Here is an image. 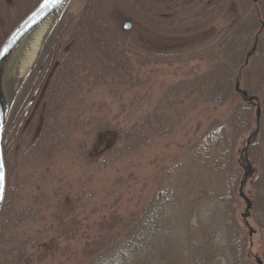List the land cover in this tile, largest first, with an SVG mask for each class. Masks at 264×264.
<instances>
[{
	"label": "rangeland",
	"instance_id": "374dc122",
	"mask_svg": "<svg viewBox=\"0 0 264 264\" xmlns=\"http://www.w3.org/2000/svg\"><path fill=\"white\" fill-rule=\"evenodd\" d=\"M37 1L0 0V48L19 23L38 6ZM252 1L222 0L219 12L207 1L92 0L97 16L105 22L98 24L100 33L95 40L101 46L112 43L110 52H104L106 57L102 54V59L111 67L75 66V73H70L74 79L68 86L72 89L69 93L75 92L74 100L70 99V106L54 115L48 112V103L61 61V54L57 56L54 47L65 52L72 43L69 46L61 44L58 32L54 31L42 53L39 43L35 45L32 61L28 60L31 64L24 68L27 78L10 118V164L36 157L34 161L21 162L9 178L12 197L16 196L15 207H21L23 215L35 212L18 231L20 238L34 244L39 235L40 243L51 248L58 244L60 255V251L67 248L63 264H76L79 251L95 239L98 241L99 232H103L99 226L101 221L111 215H118V220H122L139 210L156 191L165 172L173 171L174 181L181 183L179 179L176 181V175L187 170L189 173L186 162L189 143L198 139L213 119H227L238 102L249 105L248 98L241 95L235 96L234 100L230 98L221 107L203 105L204 97L187 99L185 87L208 67H214L221 54L219 44L233 37L243 23L254 19L256 27L261 26L264 0H260V4ZM87 2L72 0L59 23L67 25V33L80 19ZM126 24L131 25L130 30L125 29ZM106 34L111 42L104 37ZM262 37L264 39V30ZM88 49L93 51L91 47ZM38 53L41 56L28 72ZM98 60L101 63L100 53ZM173 87L174 92H170ZM166 95L170 104L163 100ZM191 102L197 105L193 107ZM259 103L263 105V98H259ZM172 105L174 109H171ZM157 106L160 113L165 112L173 119L171 131L136 152L115 158L112 151L119 147L121 132L151 114ZM48 118L54 126L42 139V124ZM13 123L21 124V134L16 137L12 135ZM54 131L56 134L52 135ZM257 133L253 127L238 142L235 161L242 169L244 163L250 165V171L243 196L238 195L234 206L237 226L249 243V261L264 264V169H259L251 157L244 156L252 140L261 141ZM38 137H41L39 141ZM261 151L264 155V144ZM201 177L197 175V178ZM184 186L191 191L190 186ZM186 188L181 193L184 208L181 205L180 213L184 217L185 210L197 198L193 193L185 192ZM246 199L251 203L250 207ZM180 223L176 221L174 226H181ZM60 226H63L60 235H54L52 230ZM53 238H58L57 243L52 242ZM36 247L31 250L32 263L49 264L47 258L50 256L39 261L44 253ZM55 264L59 262L56 260Z\"/></svg>",
	"mask_w": 264,
	"mask_h": 264
},
{
	"label": "trees",
	"instance_id": "16d2710c",
	"mask_svg": "<svg viewBox=\"0 0 264 264\" xmlns=\"http://www.w3.org/2000/svg\"><path fill=\"white\" fill-rule=\"evenodd\" d=\"M37 2L40 3L39 0ZM97 15L96 5L92 0H88L80 19L70 26L69 33L66 31L67 25H59L55 30L61 44H72L65 52L54 47L57 56L61 54V61L57 65L59 68L56 81L50 92V114L59 113L70 106V99L74 100L75 92L69 93L72 89H68V86L70 80L74 79L70 73L73 75L77 66L111 67L102 59V54L105 56V50L110 52L112 43H104L101 46L95 40L100 33L98 24H105L104 18ZM255 22L254 19L248 20L233 37L223 40L219 44L221 54L214 67H208L205 73L188 81L185 87L187 99L204 97L203 105L221 107L226 105L230 98L234 100L238 95L248 98L249 105L238 102L227 119H213L198 139L189 143L186 159L189 163V173L187 170L176 175V181L179 179L182 184L174 181L173 171L164 168L168 172H165L162 179L157 177L160 180L156 191L139 210L136 209L131 215L121 218L122 220H118V215H111L101 221L99 226L103 232H99L98 241L95 239L94 243L90 242L79 251L80 258L76 260V264H252L247 254L249 243L237 226L234 205L238 195L241 198L243 196V188L249 179L250 171V165L244 163V171L235 161V152L240 137L253 127L258 130L257 137H260L261 141L256 143L252 140L244 156L251 157L259 169H264V155L261 151L264 144V103H259V98H263L264 102V22H261L259 28ZM107 34L104 37L111 42ZM95 43L100 47L96 48ZM88 47L93 51L89 52ZM99 53L101 63H98ZM108 55L111 57L112 52ZM173 89L174 87L170 88V92H174ZM177 92L180 94V91ZM163 100L165 104H170L168 95ZM190 104L193 107L197 105L195 102ZM174 105L171 109H174ZM10 124L9 121L4 138L8 179L0 216V264H34L31 250L40 243L41 237L37 235L34 244L19 237L21 232L18 231L26 226L35 212L23 215L21 207H15L16 196L12 197L9 178L12 171H16L23 161H13V164H10ZM173 125V119H169L165 112L160 113L157 106L151 114L121 132L119 147L115 152L112 151V154L119 159L127 152H136L156 138L169 133ZM53 126L52 120L46 119L40 133L42 139L52 132ZM55 134L56 131L52 135ZM41 137H38V141ZM35 158L27 157L24 160L28 163ZM198 174L202 177L197 178ZM216 181H219L218 184ZM183 184L190 186L191 191ZM184 188L185 192L193 193L197 197L185 210L186 217L180 213L183 205L181 193ZM258 195L260 197L261 192ZM247 204L250 207L249 201ZM248 210L247 217L250 215ZM173 220L174 223L180 221L181 226H174ZM62 227L52 230L53 234L60 235ZM55 238L52 242L57 243L58 238ZM53 247L55 250H52ZM53 247L40 243L36 248L44 255L39 261L50 256L47 258L50 260L49 264H55L56 260L63 264L67 248L60 251V255L57 252L58 244Z\"/></svg>",
	"mask_w": 264,
	"mask_h": 264
},
{
	"label": "water",
	"instance_id": "95a60500",
	"mask_svg": "<svg viewBox=\"0 0 264 264\" xmlns=\"http://www.w3.org/2000/svg\"><path fill=\"white\" fill-rule=\"evenodd\" d=\"M253 1L257 3L259 0ZM71 2L72 0H41L39 5L11 32L0 48V161L3 163L2 172L5 177L3 198L0 199V216L7 187L4 136L11 111L27 78L24 68L31 64L29 61H32L37 43L40 45L41 53L43 52L46 42L63 19ZM130 28V24L125 25L126 30ZM41 53L37 54L28 72L32 71ZM255 135L251 138L253 139Z\"/></svg>",
	"mask_w": 264,
	"mask_h": 264
},
{
	"label": "flooded vegetation",
	"instance_id": "af4514ba",
	"mask_svg": "<svg viewBox=\"0 0 264 264\" xmlns=\"http://www.w3.org/2000/svg\"><path fill=\"white\" fill-rule=\"evenodd\" d=\"M161 0H158V2H160ZM167 2H169V3H174L175 2V0H166ZM198 1H200V2H208V4H209V6L210 7H212V6H216L215 7V10L217 11V10H219V12H220V10H221V8H222V0H190V2H194V3H197ZM216 3V4H215ZM252 3L253 4H256V3H254L253 1H252ZM258 4H260L261 3V1L259 0L258 2H257ZM207 8V7H206ZM211 12H212V10H211ZM16 105V104H15ZM13 113V112H12ZM11 116H12V114H11ZM14 124V123H13ZM20 129H21V124H14V128H13V136H15V135H17L18 133L19 134H21V131H20ZM16 137V136H15ZM14 137V138H15Z\"/></svg>",
	"mask_w": 264,
	"mask_h": 264
},
{
	"label": "snow or ice",
	"instance_id": "6c2138e0",
	"mask_svg": "<svg viewBox=\"0 0 264 264\" xmlns=\"http://www.w3.org/2000/svg\"><path fill=\"white\" fill-rule=\"evenodd\" d=\"M2 169H3V163L2 161H0V199L3 198V182L5 179Z\"/></svg>",
	"mask_w": 264,
	"mask_h": 264
}]
</instances>
